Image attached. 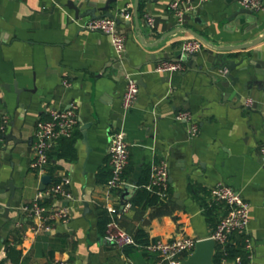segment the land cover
<instances>
[{
  "label": "crops",
  "instance_id": "crops-1",
  "mask_svg": "<svg viewBox=\"0 0 264 264\" xmlns=\"http://www.w3.org/2000/svg\"><path fill=\"white\" fill-rule=\"evenodd\" d=\"M92 1L99 7L105 5L104 0ZM135 2L118 0L111 8L116 17L130 15L129 20L121 19L123 29H132L125 35L123 60L140 92L136 106L126 113L127 76L111 67L118 58L110 37L83 30L90 17L77 19L65 7L67 0H0V122L9 118L6 135L13 132L17 139H5L0 147V207L8 202V194L1 191L11 182L17 188L8 221L0 210V264H162L157 257L135 249L126 255L109 246L98 229L97 209L102 208L110 178V136L119 128L130 143L126 179L137 185L144 171L165 161L171 183L167 201L145 209L132 207L124 214L121 227L125 232L144 231L150 240L162 241L180 236L210 239L226 209L208 207L207 199L211 188L225 184L251 206L252 264H264V99L256 88L240 92V98L233 91H221L206 74L212 65L207 63L205 45L198 63L206 73L185 63L181 73L155 72L161 62L175 60L186 40L195 38L190 31L218 47L261 39L264 0L263 10L234 19L237 11L245 10L241 0H207L183 24L171 13L172 0H152L151 4L140 0L141 35L136 30ZM147 17L155 19V29L149 28ZM233 57L244 65L252 60L264 63V43ZM260 72L258 79L264 80V66ZM65 81L70 84L67 89ZM16 86L21 89L19 96ZM248 99L254 100L249 110L245 107ZM71 104L79 107L76 160L54 162L55 175L69 178L76 199L69 203L71 221L57 225L52 234L35 235L36 220L21 208L40 191L41 180L30 169L36 125L48 119L51 110ZM183 112L190 113L200 128L195 138L189 136L187 123L176 120ZM101 172L103 184L98 182ZM84 202L89 203L87 211ZM12 248L19 253L17 259Z\"/></svg>",
  "mask_w": 264,
  "mask_h": 264
},
{
  "label": "built area",
  "instance_id": "built-area-1",
  "mask_svg": "<svg viewBox=\"0 0 264 264\" xmlns=\"http://www.w3.org/2000/svg\"><path fill=\"white\" fill-rule=\"evenodd\" d=\"M207 0H172L171 13L183 24L188 16L196 15ZM244 9L251 11L263 10V0H241ZM119 19L129 20L128 12L123 13ZM149 28L155 29V19L147 17ZM88 32H98L110 37L117 58L123 60L126 54V38L118 32V23L112 18H98L88 21L82 26ZM204 44L195 38L186 40L181 45L182 53L199 54L204 50ZM185 71L182 62L163 61L157 65L155 72L161 75H173ZM126 90L123 96V108L129 113L137 104L140 88L137 80L127 75ZM65 89L70 87L68 81L64 82ZM254 106V100L248 99L245 107L249 110ZM176 120L188 124V134L195 138L200 131L199 126L193 122L192 115L183 112L177 115ZM9 118H4L0 125V147L5 142L6 131L9 127ZM79 128V107L71 104L66 109H53L48 119L37 122L35 130L34 154L30 164L31 171L42 180L50 176L51 154L58 149L64 140L74 139ZM264 157V150L261 151ZM110 178L105 184L106 193L101 206L106 211L109 221L105 233L106 243L120 251L133 248L149 256L157 257L163 264H181L182 258L191 254L200 240L180 236L169 241L150 240L146 245L137 243L133 235L125 232L121 227L124 214L132 208L131 202H123L122 193L127 186L132 184L125 178L130 164V143L123 129L115 130L110 136ZM70 180L62 177L60 182L39 191L36 197L21 210L29 217L36 220L32 228L35 235L54 233L57 225H68L71 221L70 202H75L70 191ZM170 169L165 161L154 163L151 167L150 183L147 189L155 194L160 202H165L171 197ZM64 200L67 203L55 204L54 201ZM208 207L218 208L224 206L226 213L217 223L210 239L216 243L215 264H252L255 245L249 235L250 204L233 188L219 184L211 188ZM239 251L240 254H233Z\"/></svg>",
  "mask_w": 264,
  "mask_h": 264
},
{
  "label": "water",
  "instance_id": "water-1",
  "mask_svg": "<svg viewBox=\"0 0 264 264\" xmlns=\"http://www.w3.org/2000/svg\"><path fill=\"white\" fill-rule=\"evenodd\" d=\"M105 5L103 7H99V3L92 1V0H67L65 7L70 9L75 13L77 19H82L85 17H90L91 20L106 17L116 19L118 23V32L122 35H127V33L132 29H123V21L117 18L113 13H111V8L113 4H116L118 0H104ZM152 0H148V4H151ZM141 2L140 0H136L135 2V23H136V30L140 35L144 33L143 28L141 27L140 23V10ZM251 10H241L237 11L231 18L234 19L239 14H249L252 13ZM101 13V15H100ZM126 25H130L131 22H126ZM147 29V28H146ZM191 35L196 39L200 40L204 43L208 50V59L207 63L211 64L210 72L206 73L202 64L198 63V54H187L182 53V51L175 53V62H183L188 64L189 66L193 67L194 71L196 72H203L206 73L207 76L211 78V80L216 84L219 85L220 90L225 92L233 91L231 94L240 98V92H248L253 88L261 94L262 98L264 99V80L258 79L259 75H262L260 69L263 68L264 63L252 60L249 62L248 65H244V61L240 60L237 61L233 57V54L248 51L253 49L261 44L264 43V37L253 41V43L247 45H240L235 47H218L204 37L200 36L199 34L190 31ZM141 41L143 42V37H141ZM194 62V64L192 63ZM193 65H192V64ZM111 67L118 71H123V75L126 77L128 72L125 70L124 67V60L116 59L112 61ZM254 70V72H253ZM193 71V70H192ZM186 75V74H184ZM15 93L19 96L21 94V89L15 88ZM19 103V99L17 100ZM257 108V104L255 105V109ZM86 128H83V136H84V144L88 147V143L86 140ZM7 142L17 141L15 135L12 133L5 136ZM89 150V148H88ZM53 183V179L51 176L47 175L44 176L41 180V185L39 190L45 191L46 187ZM16 187L11 182L7 189L2 190L1 193L8 194L7 195V204L3 207H0V210L3 211V215H1L5 220L10 219L11 213V201L15 198ZM138 186L136 184H132L131 186H127L122 193V200L123 202H129L134 194L137 192ZM85 210H89V203H83ZM215 248L216 243L212 239H204L200 240L196 248L188 259V261H184L181 264H215L213 261L215 255Z\"/></svg>",
  "mask_w": 264,
  "mask_h": 264
},
{
  "label": "trees",
  "instance_id": "trees-1",
  "mask_svg": "<svg viewBox=\"0 0 264 264\" xmlns=\"http://www.w3.org/2000/svg\"><path fill=\"white\" fill-rule=\"evenodd\" d=\"M1 124V122H0ZM77 134L75 135L74 139L72 140H64L61 142L60 146L56 151H54L51 154V169H50V176L52 177L53 181L55 183L60 182L61 178L57 177L55 175V172L58 171L57 167L55 166L54 162L63 160L65 162H74L76 160L75 156V144L77 140ZM130 171V170H129ZM129 171L125 174V178L129 175ZM150 167L147 171H144L143 176L141 177L140 181L138 182V190L135 195L131 199L132 207L133 208H147V207H154L159 205L161 202L159 198L155 195L152 194L148 191L147 186L150 183ZM127 175V176H126ZM104 175H102V172L99 173L98 175V182L99 183H104L103 178ZM107 183V182H106ZM193 191V188H191ZM98 229L99 232L102 236H105L107 225H108V215L106 211H104L102 208H98ZM139 244L146 245L149 243V238L148 235L144 231H138L136 234L133 235ZM133 248H128L124 251L126 255H130V252L132 251ZM11 251L14 254V257H18L19 253H17L14 248L11 249ZM233 254H240L239 251H234ZM17 259V258H16ZM15 259V263L17 260Z\"/></svg>",
  "mask_w": 264,
  "mask_h": 264
}]
</instances>
